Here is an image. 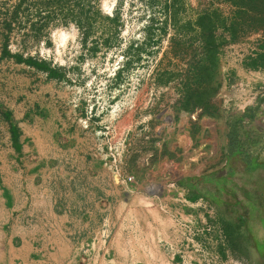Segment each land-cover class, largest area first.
I'll return each mask as SVG.
<instances>
[{
    "label": "crops",
    "instance_id": "0c3cea01",
    "mask_svg": "<svg viewBox=\"0 0 264 264\" xmlns=\"http://www.w3.org/2000/svg\"><path fill=\"white\" fill-rule=\"evenodd\" d=\"M255 42V67L229 56L206 100L158 122L143 92L87 127L79 108L24 107V76L3 71L0 104L19 131L13 140L0 113V264H183L181 222L191 218L215 227L194 238L212 256L243 242L263 257L264 32ZM4 48L0 40V67H23ZM259 99L244 121L254 140L230 150L228 116ZM187 255L200 264L194 246Z\"/></svg>",
    "mask_w": 264,
    "mask_h": 264
},
{
    "label": "rangeland",
    "instance_id": "374dc122",
    "mask_svg": "<svg viewBox=\"0 0 264 264\" xmlns=\"http://www.w3.org/2000/svg\"><path fill=\"white\" fill-rule=\"evenodd\" d=\"M18 2L0 0V40L13 53L63 68L66 77L48 78L33 66L11 62L0 67V74L24 76V107L53 108L62 116L75 107L88 112L85 119L111 120L134 104L140 92L153 117L160 111L157 122L166 113L201 103L227 74L222 63L231 55H254L255 34L264 32L249 27L232 36L222 24L234 16L231 0H65L64 9H56L50 19L37 14L46 0H28L8 29V12ZM205 9L219 12L213 18V60L205 57L196 22ZM235 244L228 252L220 245L213 256L201 246L200 264H264V257L247 244Z\"/></svg>",
    "mask_w": 264,
    "mask_h": 264
},
{
    "label": "trees",
    "instance_id": "16d2710c",
    "mask_svg": "<svg viewBox=\"0 0 264 264\" xmlns=\"http://www.w3.org/2000/svg\"><path fill=\"white\" fill-rule=\"evenodd\" d=\"M25 1L28 0H19V2L14 5L13 9L9 10L8 13L11 15V20L6 21V27L8 29L12 28V21L18 15L19 10L21 9ZM46 1L47 2L45 4V9L40 7L37 11V14L41 15V17H49L50 19L51 13L56 11V9H64L65 0ZM231 2L236 7L234 16L233 18H231L230 23L227 24V22H225V19L222 24L225 29H228L231 32L232 36H234L235 33L240 29H247L249 27L255 29L264 28V0H231ZM42 12L47 14V16H42ZM217 13H219L217 9H205L200 12L196 21L199 33L202 35V39L205 43V57L211 60H213V56L215 53L214 34L217 26L213 21V18ZM89 24L90 22H88V25ZM3 55L13 57L17 60V62L25 63L27 65L35 67L39 71L42 70L46 72L48 78L63 79L66 77V73L63 68L52 65L50 61L44 59H39L34 56H24V54L21 52L13 53L6 44L3 50ZM249 65L251 67L256 66V59L254 55L250 56ZM261 103L262 100L259 99L256 104L247 106L244 112H238L235 114H230L228 116V137L230 140V150L240 149L245 146V142L243 140L244 136L247 137V140H254V138H252L250 134H247L248 132L244 130V121L245 119L253 121L257 117ZM0 113L11 123L13 140H16L19 129L15 126V124H13V119L11 117L10 111L3 104H0ZM229 245L230 247H236V244L233 242H231Z\"/></svg>",
    "mask_w": 264,
    "mask_h": 264
},
{
    "label": "built area",
    "instance_id": "2783aa9c",
    "mask_svg": "<svg viewBox=\"0 0 264 264\" xmlns=\"http://www.w3.org/2000/svg\"><path fill=\"white\" fill-rule=\"evenodd\" d=\"M198 112L201 111V109H197L196 110ZM83 124L85 127H87L89 125L88 119H84L83 120ZM120 144H124V141H121ZM128 180H132V176H128L127 178ZM181 227L184 230L183 232V238H182V245L179 248V254L182 257V262H187L188 255L187 252L191 251V246L193 248L194 246V250H196L197 252H205L203 250V248L200 245L195 244L194 238L205 232L206 231H212L215 229V227L213 225H207L204 228L201 226H197L196 224V220H193L192 218L189 221H183L181 222Z\"/></svg>",
    "mask_w": 264,
    "mask_h": 264
},
{
    "label": "flooded vegetation",
    "instance_id": "af4514ba",
    "mask_svg": "<svg viewBox=\"0 0 264 264\" xmlns=\"http://www.w3.org/2000/svg\"><path fill=\"white\" fill-rule=\"evenodd\" d=\"M260 255L264 257V251H263V252H261V253H260Z\"/></svg>",
    "mask_w": 264,
    "mask_h": 264
}]
</instances>
